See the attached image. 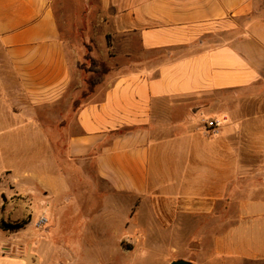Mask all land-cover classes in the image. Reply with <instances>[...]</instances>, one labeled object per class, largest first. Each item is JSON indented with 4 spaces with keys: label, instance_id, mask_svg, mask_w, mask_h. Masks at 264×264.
<instances>
[{
    "label": "crops",
    "instance_id": "crops-1",
    "mask_svg": "<svg viewBox=\"0 0 264 264\" xmlns=\"http://www.w3.org/2000/svg\"><path fill=\"white\" fill-rule=\"evenodd\" d=\"M97 2L93 49L109 69L83 95L79 51L51 1L0 0V140L32 151L5 164L30 190L27 204L40 212L45 197L47 214L72 191L79 207L94 199L90 209L115 230L117 218L122 231L134 227V208L156 216L159 251L171 261L186 259L175 255L177 239L191 228L217 256L264 261L256 0ZM74 6L63 4L65 13ZM207 118L221 121L218 134L204 131Z\"/></svg>",
    "mask_w": 264,
    "mask_h": 264
},
{
    "label": "rangeland",
    "instance_id": "rangeland-1",
    "mask_svg": "<svg viewBox=\"0 0 264 264\" xmlns=\"http://www.w3.org/2000/svg\"><path fill=\"white\" fill-rule=\"evenodd\" d=\"M63 38L79 51V69L86 75L85 81L97 75L104 77L108 65L99 60L94 52L96 46L98 18L97 0H50ZM74 1L75 6L65 13L63 4ZM256 14L264 20V0H256ZM65 17L71 21L67 24ZM104 19L106 16L103 14ZM100 40V39H99ZM97 50V49H96ZM99 53L102 54L101 50ZM88 90L87 83L81 94ZM206 118V117H205ZM8 135H4V138ZM10 138L18 135L9 134ZM20 136V135H19ZM5 140H0V264H25L16 259L28 253L37 264H169L171 257L162 255L158 243L161 240L157 228V218L136 208L130 215L134 225L127 231L121 230L120 220H106L93 208L94 199H84L87 205L79 207L80 197L69 192L63 198L65 204L47 213L48 224L44 229H36L31 222V214L36 218L35 208H31V196L27 185L23 186L5 164L13 162L20 153L14 139L5 149ZM5 149V150H4ZM20 158V156H18ZM10 170V171H8ZM26 187V188H25ZM25 189V190H24ZM23 206V207H22ZM4 210H6L4 212ZM153 222V227L150 223ZM96 225H98L96 228ZM193 226V225H192ZM185 229L176 256H182L190 264H264L245 262L220 257L211 252L210 239L200 236L201 230ZM119 240L118 237L121 235ZM204 233V231H202ZM173 242V241H172ZM37 261H36V259Z\"/></svg>",
    "mask_w": 264,
    "mask_h": 264
},
{
    "label": "built area",
    "instance_id": "built-area-1",
    "mask_svg": "<svg viewBox=\"0 0 264 264\" xmlns=\"http://www.w3.org/2000/svg\"><path fill=\"white\" fill-rule=\"evenodd\" d=\"M221 121L216 118H207L203 120L202 127L204 128V131L211 135H216L219 133V129L221 127ZM31 204V202L29 201ZM42 210L38 213H36V218L34 220L33 214H31V222H34V226L36 229H44V227L48 224V217L46 214V210L49 207L48 199L41 198L39 202Z\"/></svg>",
    "mask_w": 264,
    "mask_h": 264
},
{
    "label": "water",
    "instance_id": "water-1",
    "mask_svg": "<svg viewBox=\"0 0 264 264\" xmlns=\"http://www.w3.org/2000/svg\"><path fill=\"white\" fill-rule=\"evenodd\" d=\"M32 258H34V256L28 253L26 256L19 257V258L17 257L16 259L24 261L25 264H31ZM36 261H37V259H36ZM35 264H37V262H35ZM169 264H190V263L184 259H177V260L171 261Z\"/></svg>",
    "mask_w": 264,
    "mask_h": 264
},
{
    "label": "trees",
    "instance_id": "trees-1",
    "mask_svg": "<svg viewBox=\"0 0 264 264\" xmlns=\"http://www.w3.org/2000/svg\"><path fill=\"white\" fill-rule=\"evenodd\" d=\"M105 73H103V74H105ZM100 82H102V77L99 76V75H97L96 77H93L92 79H88L87 82H86L87 86H88V90L83 95H86L87 93H89L91 91V89L93 88V86H96Z\"/></svg>",
    "mask_w": 264,
    "mask_h": 264
},
{
    "label": "bare ground",
    "instance_id": "bare-ground-1",
    "mask_svg": "<svg viewBox=\"0 0 264 264\" xmlns=\"http://www.w3.org/2000/svg\"><path fill=\"white\" fill-rule=\"evenodd\" d=\"M32 264V263H31Z\"/></svg>",
    "mask_w": 264,
    "mask_h": 264
}]
</instances>
